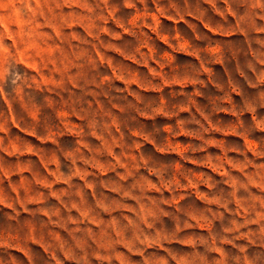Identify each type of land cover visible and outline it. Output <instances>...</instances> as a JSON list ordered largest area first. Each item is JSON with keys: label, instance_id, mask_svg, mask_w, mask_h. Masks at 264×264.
<instances>
[{"label": "rangeland", "instance_id": "374dc122", "mask_svg": "<svg viewBox=\"0 0 264 264\" xmlns=\"http://www.w3.org/2000/svg\"><path fill=\"white\" fill-rule=\"evenodd\" d=\"M0 264H264V0H0Z\"/></svg>", "mask_w": 264, "mask_h": 264}]
</instances>
